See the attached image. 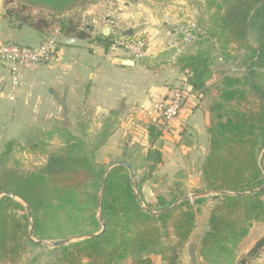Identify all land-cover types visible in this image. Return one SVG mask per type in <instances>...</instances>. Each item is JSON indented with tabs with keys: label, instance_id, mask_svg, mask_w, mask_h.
Masks as SVG:
<instances>
[{
	"label": "trees",
	"instance_id": "obj_1",
	"mask_svg": "<svg viewBox=\"0 0 264 264\" xmlns=\"http://www.w3.org/2000/svg\"><path fill=\"white\" fill-rule=\"evenodd\" d=\"M26 1L45 4L62 13L77 0ZM201 6L208 15L206 21H201L203 25H198L203 35L221 51L233 46L251 54L247 74L241 78L224 77L217 92L208 128L209 150L201 167L204 189L198 192L206 191L212 196L182 201L173 211L153 215L171 207L175 199L167 201L157 196L155 204L143 203L150 211L147 212L137 201L129 172L116 166L105 177L98 209L105 169L95 166L92 153L106 140L107 132L99 134L89 152L83 141L65 130H57L62 146L47 156L44 166L31 172L22 170L14 161V144L9 142L0 153V263L21 261L27 247H42L30 241V226L36 242L83 238L101 231L99 212L104 232L53 248L51 251L57 253L55 264H120L160 244L164 261L176 264L180 250L193 232L200 207L214 199L219 203L210 213L209 229L200 246V254L214 264L232 259L251 225L264 219V191H257L264 186L263 170L258 163L260 135L264 137V0H203ZM22 15L5 10L13 28L27 26L44 33L50 25L46 18ZM250 27L256 31V48L248 41ZM57 35L90 39L89 31L70 19L59 22ZM109 39L92 41L108 48ZM177 62L181 70L188 72L187 82L193 91L201 92L211 77L209 60L197 54L183 56ZM148 136L150 141L157 142L161 132L152 125ZM39 143L31 147L43 146ZM152 157L155 167L161 161L160 154L154 151ZM220 192L227 195H217ZM3 193L15 196L25 206L2 196ZM263 248L264 237L236 264H250ZM132 264L153 263L146 258Z\"/></svg>",
	"mask_w": 264,
	"mask_h": 264
},
{
	"label": "crops",
	"instance_id": "obj_2",
	"mask_svg": "<svg viewBox=\"0 0 264 264\" xmlns=\"http://www.w3.org/2000/svg\"><path fill=\"white\" fill-rule=\"evenodd\" d=\"M108 1L114 7L103 8L106 5L102 0L82 10V19L89 21L84 28L90 39L81 40L86 48L59 45L50 60L19 68L21 87L13 94V101L8 99L11 77L0 63L2 123L9 124L14 131L24 130L25 134L54 128L87 138L89 133L107 132L108 137L94 151L92 159L98 164L127 163L145 204H155L157 196L168 201L201 195L206 192L198 193L204 189L201 167L209 150L208 128L217 92L225 76L241 78L244 73L232 64L226 68L212 64L211 77L203 90L194 92L187 82L188 72L181 70L177 62L183 56L202 54L195 42L185 40L176 26L192 9L190 1ZM4 2L0 0V43L38 47L45 33L27 26L13 28L5 16ZM106 28L107 38L131 29L132 38L143 43L144 57L134 60L121 49L111 45L105 48L102 43L92 41L106 39L102 35ZM54 37L62 39L57 34ZM124 60L133 64H121ZM177 86L186 90L187 98L171 130L166 131L152 104ZM152 125L161 132L157 142L150 141L148 136ZM262 146L264 137L260 135ZM154 151L160 154L161 161L152 167ZM260 164L264 171V153ZM218 203L219 200L209 199L200 207L193 232L179 252L176 264H209L200 254V246L209 229L210 213ZM262 237L264 219L251 225L232 259L214 264H236ZM162 249L160 244L120 264L146 258L153 264H167ZM250 264H264V248Z\"/></svg>",
	"mask_w": 264,
	"mask_h": 264
},
{
	"label": "rangeland",
	"instance_id": "obj_3",
	"mask_svg": "<svg viewBox=\"0 0 264 264\" xmlns=\"http://www.w3.org/2000/svg\"><path fill=\"white\" fill-rule=\"evenodd\" d=\"M11 1H12L11 3H8L6 5V9H12L13 11L18 13L21 12V14L23 15L29 14L34 19L40 17L46 18L50 25L48 28L45 29L44 32L45 36L54 37L57 34V28L59 22H61L62 19L64 20L70 19L73 21V23L78 24L79 28H84L86 24H89V21L86 19H82V10L89 8L90 5L92 6L98 3L100 4L102 0H77L76 2L68 6L62 13H58V11L53 10L50 6L41 3L34 4L33 2L30 1L24 2V0H11ZM103 1H105L104 5H106L103 6V8L104 7L108 8L110 6L114 7L110 5L112 4L111 2L109 1L106 2V0ZM188 1H190V5L192 7L190 11H192L193 14L190 15L189 13L190 11L187 12L186 13L187 17L185 18V20H183L181 23H178L176 26L180 28L181 26H187L189 23H195L199 28L198 26L199 24L203 25L201 21H206L208 17L207 14L203 13V8L201 6V4H203V0H188ZM203 34H204L203 31L200 33V35L198 34L195 37L194 42L195 45L198 46V50L202 52V54L205 55V57L209 60L211 64L210 65L211 74H212V64L221 65L223 68H226L227 65L229 66L230 64H232L233 68L242 69L244 73L243 77L247 74V70H248L247 68L249 66L248 58L251 55L250 52L238 50L233 46H230L227 49L221 51L219 46L212 39H208L207 35H203ZM248 37H249L248 41L250 46L256 48L258 39L254 27L249 28ZM109 38H110L109 40H111V43L113 42L114 39L117 38H122L123 40L126 41L134 40L132 37H126L124 36V34L120 35L117 33H114V35ZM136 40L141 42L139 39ZM125 54L127 53L125 52ZM216 68L217 66L214 67V69ZM225 77H231V76L228 75ZM2 120L3 119L0 118V153L3 152L6 144L12 142L14 144L11 149L12 158L14 159V161L18 162L19 166L24 171L31 172L38 167L44 166L46 164L47 156L50 153H52L54 150L62 146V140L59 138L58 132L53 130L54 128L43 133L34 132V133L25 134L24 130L14 131L7 123L3 125ZM73 136L76 137L75 135ZM86 136L87 138L85 137L84 138L76 137V138L83 141L86 145V150L90 152L95 142L98 140L99 134L89 133ZM39 142H42L43 146H39L37 148L31 147L32 145L35 144L36 146L41 144ZM262 153H264L263 146L260 147L258 150L259 164L261 161ZM92 161L95 163V165L97 164L96 167L98 168L106 169L110 165V163L98 164V162L96 163L94 159H92ZM263 176H264V171H263ZM22 205L24 204L22 203ZM170 237L174 241L171 232H170ZM70 239L72 238H67V240ZM45 243L49 244L52 243V241H46ZM41 246H42L41 248L27 247L25 253L22 256L21 261L18 262L15 261L13 263H6V264H55L56 257L54 255H57V253L51 251L53 248L50 246H43V245Z\"/></svg>",
	"mask_w": 264,
	"mask_h": 264
},
{
	"label": "built area",
	"instance_id": "obj_4",
	"mask_svg": "<svg viewBox=\"0 0 264 264\" xmlns=\"http://www.w3.org/2000/svg\"><path fill=\"white\" fill-rule=\"evenodd\" d=\"M179 31L183 33L187 41H194L195 37L201 33L195 23L181 26ZM58 46L56 37L46 36L41 44L34 48L9 42L0 43V63L6 68L11 77V91L8 95L10 101L14 100L13 94L21 86L19 68L34 66L50 60L56 54ZM111 47L121 49L134 60L144 57L143 44L137 40L126 41L122 38H117L113 40ZM186 98V90L181 86H177L172 88L164 98L152 104L155 113H157L161 121L162 128L166 129V131L171 130V125L180 115Z\"/></svg>",
	"mask_w": 264,
	"mask_h": 264
},
{
	"label": "water",
	"instance_id": "obj_5",
	"mask_svg": "<svg viewBox=\"0 0 264 264\" xmlns=\"http://www.w3.org/2000/svg\"><path fill=\"white\" fill-rule=\"evenodd\" d=\"M136 16H138V15L135 14V17H136ZM102 35H103V37L107 38L108 35H109V29L106 28V29L102 32ZM124 36H126V37H132V36H133V31H132L131 29L127 30V31L124 33ZM57 43H58V45H61V46H68V47H80V48H86V47H87V45H86L84 42H82L81 40H78V39H74V38H62V39H60V40H57ZM39 64H40V63H39ZM121 64H124V65H127V66H131V65L133 64V62H132V61H129V60H124V61H121ZM116 166H122V167H124V168L129 172V174H130V179H131V181H132V186H133L134 192H135V194H136V198H137L138 203L140 204L141 208L145 209L147 212H150L148 209H146V208L144 207L143 202H142V199H141V197H140V194H139V192H138V190H137V187H136V185H135V183H134V175H133V173H132V169H131V167H130L127 163H125V162H115V163H112V164H110V165L105 169V171H104V176H103L102 181H101V184H100V190H99V205H98V209H100V206H101L102 188H103V184H104V181H105V177H106V175L108 174V172H109L113 167H116ZM257 191H264V186H263L262 188H260L259 190H257ZM257 191H256V192H257ZM251 193H254V191H252V192H250V193H247V194H251ZM247 194H238V195H239V196H243V195H247ZM4 195L7 196V197H9L10 199H12V200H14V201H16V202L22 204V202H21L19 199H17L15 196L10 195V194H8V193H3L2 196H4ZM207 195H210V193H209V192H205V193H203V194H201V195L193 196L191 199H190V198H182V199H179V200H175L174 203H173V205H172L171 207H169V208H167V209H165V210H163V211H161V212H157V213H156V212H155V213H152V212H151V213H152L153 215H159V214L168 213V212H170V211H173V210L177 207V205H178L180 202H182V201H186V200H189V201H190V200H194V199H196V198L205 197V196H207ZM217 195H219V196H224V195H227V194H226V193H222V192H220V193H218ZM26 216H27V219L30 221V213H29L27 207H26ZM98 221H99L100 224H101V231H100L99 233H97V234L89 235V236H86V237H83V238H78V237H76V238H72V239H70V240L57 241V242H52V243H49V244H47V243H45V242H36V241H34V240L32 239V237H31V236H32V226H30V230H29V239H30L31 242L36 243V244H39V245L50 246V247H52V248L60 247V246H62V245H67V244H69V243H72V242H75V241H78V240H81V239L92 238V237H96V236L102 234V233L104 232V230H105V225L102 223V219H101V217H100V213H99V212H98Z\"/></svg>",
	"mask_w": 264,
	"mask_h": 264
}]
</instances>
